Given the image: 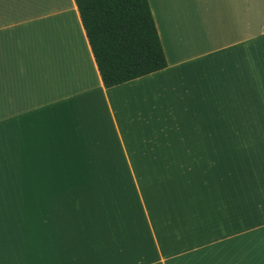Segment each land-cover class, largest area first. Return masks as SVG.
I'll return each instance as SVG.
<instances>
[{
    "label": "crops",
    "instance_id": "crops-1",
    "mask_svg": "<svg viewBox=\"0 0 264 264\" xmlns=\"http://www.w3.org/2000/svg\"><path fill=\"white\" fill-rule=\"evenodd\" d=\"M147 1L105 88L74 0H0V264H264V0Z\"/></svg>",
    "mask_w": 264,
    "mask_h": 264
},
{
    "label": "trees",
    "instance_id": "trees-1",
    "mask_svg": "<svg viewBox=\"0 0 264 264\" xmlns=\"http://www.w3.org/2000/svg\"><path fill=\"white\" fill-rule=\"evenodd\" d=\"M105 88L167 66L147 0H74Z\"/></svg>",
    "mask_w": 264,
    "mask_h": 264
}]
</instances>
